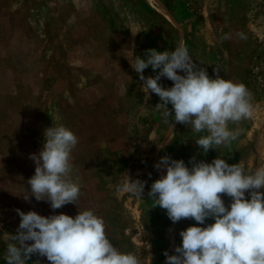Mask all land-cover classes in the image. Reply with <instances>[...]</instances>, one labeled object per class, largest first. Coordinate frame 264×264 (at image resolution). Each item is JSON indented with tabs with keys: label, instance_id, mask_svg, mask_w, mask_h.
<instances>
[{
	"label": "rangeland",
	"instance_id": "rangeland-1",
	"mask_svg": "<svg viewBox=\"0 0 264 264\" xmlns=\"http://www.w3.org/2000/svg\"><path fill=\"white\" fill-rule=\"evenodd\" d=\"M181 42L210 78L243 83L252 95L253 115L229 123L239 135L227 147L204 153L195 140L206 133L174 115L166 123L155 106L160 98L143 90L130 64L147 59L148 49L172 51ZM158 72L149 66L143 74ZM159 83L173 86L165 77ZM61 124L78 137L70 176L80 196L53 210L46 200L23 197L35 172L30 155L42 149L45 129ZM165 155L188 167L192 158L211 163L218 156L246 173L264 165V0H0V264L15 243L17 209L73 218L92 210L120 252L165 264L180 231L196 224L173 223L148 196L166 175L154 167ZM126 174L146 182L142 198L121 187ZM222 199L230 205V197ZM37 261L50 264L35 254L27 264Z\"/></svg>",
	"mask_w": 264,
	"mask_h": 264
},
{
	"label": "clouds",
	"instance_id": "clouds-1",
	"mask_svg": "<svg viewBox=\"0 0 264 264\" xmlns=\"http://www.w3.org/2000/svg\"><path fill=\"white\" fill-rule=\"evenodd\" d=\"M145 56L147 59L135 57L130 64L139 74L143 90L160 98L155 106L162 110L166 123L174 115L175 122L206 133L195 140L204 153L227 147L238 138L239 130H230L229 123L253 115L252 95L243 83L219 74L210 78L192 60L183 42L172 51L148 49ZM149 66L159 72L146 78L143 73ZM162 77L173 86L163 87L159 83ZM44 137L39 153L30 155L35 172L27 181L30 192L23 198L46 200L53 210L76 204L80 186L70 173L78 137L62 124L45 129ZM189 163L191 167L165 155L154 165L166 170V175L151 184L148 196L153 206L165 209L173 223L189 218L196 222L180 231L182 242L174 255L164 252L165 264H264V165L246 173L239 163L230 165L218 156L211 163L195 158ZM145 183L126 174L121 187L142 198ZM222 194L231 198L229 206ZM16 211L20 223L11 235L15 243L7 246L6 264H27L34 254L46 257L50 264H142L145 258L148 264L152 262L151 254L142 258L114 247L106 236L103 218L92 210L79 211L74 218L63 213L42 216L36 211ZM208 219L214 222L197 226Z\"/></svg>",
	"mask_w": 264,
	"mask_h": 264
}]
</instances>
